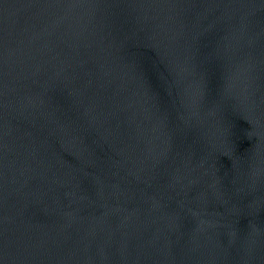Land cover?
I'll return each mask as SVG.
<instances>
[{
    "label": "water",
    "instance_id": "1",
    "mask_svg": "<svg viewBox=\"0 0 264 264\" xmlns=\"http://www.w3.org/2000/svg\"><path fill=\"white\" fill-rule=\"evenodd\" d=\"M0 264H264V0H0Z\"/></svg>",
    "mask_w": 264,
    "mask_h": 264
}]
</instances>
